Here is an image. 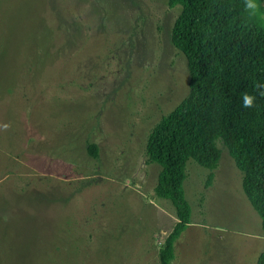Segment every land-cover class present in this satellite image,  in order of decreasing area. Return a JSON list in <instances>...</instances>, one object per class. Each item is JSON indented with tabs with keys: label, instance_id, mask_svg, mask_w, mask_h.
Returning <instances> with one entry per match:
<instances>
[{
	"label": "rangeland",
	"instance_id": "374dc122",
	"mask_svg": "<svg viewBox=\"0 0 264 264\" xmlns=\"http://www.w3.org/2000/svg\"><path fill=\"white\" fill-rule=\"evenodd\" d=\"M178 12L167 0H0V264H159L176 216L154 193L145 142L189 93L170 40ZM218 146L209 187L187 162L191 221L173 264H255L264 247Z\"/></svg>",
	"mask_w": 264,
	"mask_h": 264
},
{
	"label": "trees",
	"instance_id": "16d2710c",
	"mask_svg": "<svg viewBox=\"0 0 264 264\" xmlns=\"http://www.w3.org/2000/svg\"><path fill=\"white\" fill-rule=\"evenodd\" d=\"M179 6L170 33L172 45L187 60L189 93L163 115L145 142L147 161L160 169L153 188L171 202L176 220L158 247L159 264H173L174 244L191 221L185 197L186 165L193 160L206 168L209 187L221 158L222 143L241 172V186L260 218L264 238V1L251 17L244 0H167ZM245 93L256 97L242 107ZM96 157V145H87ZM255 264H264V247Z\"/></svg>",
	"mask_w": 264,
	"mask_h": 264
},
{
	"label": "clouds",
	"instance_id": "9594fccd",
	"mask_svg": "<svg viewBox=\"0 0 264 264\" xmlns=\"http://www.w3.org/2000/svg\"><path fill=\"white\" fill-rule=\"evenodd\" d=\"M261 3V0H244V6L250 13L251 17H256V10ZM255 23L257 26L264 30V20L256 19ZM258 89H261V95H264V84L257 85ZM256 97L252 94L245 93L242 96V107L243 108H252L254 106Z\"/></svg>",
	"mask_w": 264,
	"mask_h": 264
}]
</instances>
